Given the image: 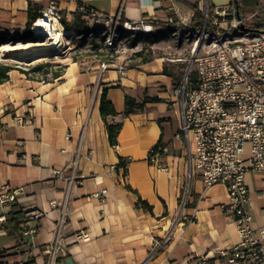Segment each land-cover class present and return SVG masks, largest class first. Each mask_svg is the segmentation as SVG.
I'll return each mask as SVG.
<instances>
[{
    "label": "crops",
    "instance_id": "0c3cea01",
    "mask_svg": "<svg viewBox=\"0 0 264 264\" xmlns=\"http://www.w3.org/2000/svg\"><path fill=\"white\" fill-rule=\"evenodd\" d=\"M51 3L66 24L72 23L80 3L104 16L156 22V29L171 19L186 30L195 13L228 7L233 0H0V36L17 37L29 12L40 14ZM261 7V0H240L239 15H254ZM60 55L65 68L56 79L12 70L0 84V188H22L15 202L0 205V264L26 263L24 240L9 234L5 225L29 209L42 213L34 242L36 264H44L46 256L39 252L54 239L62 205L66 248L54 264H191L200 256L233 249L236 224L221 210L228 202L225 187L206 186L190 171L183 142L173 137L179 111L177 75L166 68L172 64L162 57L142 61L133 56L128 64L115 59L113 64L125 67L123 74L111 65L99 78L98 60ZM103 89L117 113L113 121L121 122L115 148L99 114ZM125 96L144 102L143 110L123 117ZM161 137L166 151L160 163L166 170L147 160ZM76 156L81 185L67 191L66 181L52 170H67ZM119 158L124 168L118 167ZM244 182L247 211L258 235L264 229V177L247 172ZM138 197L151 212L136 206ZM80 232L89 240H76ZM260 243L264 247V238Z\"/></svg>",
    "mask_w": 264,
    "mask_h": 264
},
{
    "label": "built area",
    "instance_id": "2783aa9c",
    "mask_svg": "<svg viewBox=\"0 0 264 264\" xmlns=\"http://www.w3.org/2000/svg\"><path fill=\"white\" fill-rule=\"evenodd\" d=\"M261 1L264 13V0ZM76 12L82 15L91 30L105 36L106 51L114 49L119 36L149 34L156 25L146 19L122 20L119 14L104 16L80 3ZM254 16H240L230 6L214 9L209 15L205 8L201 10V26L186 30V39L190 33L196 34L195 46L200 43L207 50L194 58V81L190 82L187 74L174 88L179 123L173 137L183 142L190 171H195L206 186L221 184L225 187L228 202L221 205V210L234 220L237 235L233 249L222 250L214 257L200 256L191 264H264V247L260 243L264 229L256 235L251 226L246 207L248 189L244 182L247 172L264 177V31L253 30ZM54 19L60 22L61 17L51 3L40 11V16L30 27L31 33L38 20L52 24ZM167 23L174 22L170 19ZM111 65L120 74L125 71L123 65L100 61L98 77ZM18 123L22 124V121ZM165 151L166 147H163L162 152ZM147 160L159 170L167 169L160 163V156L153 154V149ZM52 175L66 181L67 191L81 185L77 176V156L67 170H52ZM21 190L0 188V205L15 202ZM103 193L94 196L100 197ZM52 207L56 208L55 204ZM41 217V212L29 209L19 223L25 264H36L38 246L34 240ZM0 221H4V217H0ZM64 222L62 205L54 227V239L39 252L46 256L44 264H54L60 255H65L66 245L61 238ZM75 239L86 242L89 236L80 232Z\"/></svg>",
    "mask_w": 264,
    "mask_h": 264
},
{
    "label": "rangeland",
    "instance_id": "374dc122",
    "mask_svg": "<svg viewBox=\"0 0 264 264\" xmlns=\"http://www.w3.org/2000/svg\"><path fill=\"white\" fill-rule=\"evenodd\" d=\"M188 26L189 25H187V27ZM175 27V22L172 24L164 22L160 29L154 28L153 31L147 35L127 34L119 36L115 41L114 50L112 52L113 60L116 59V61H120L122 64H128L129 60L134 58L133 56H137V53L140 54L139 57L142 59L150 57L165 58L167 59V61H165L167 64H172V66L168 65L166 68L175 71L177 75L175 84L177 85L184 78L187 70L188 74L194 71V58L203 54L207 48L200 43L195 46V41L197 39L196 34L190 33L186 39L185 34L189 27L187 29L185 28L186 30H181V28L184 27L177 26L179 29L177 31H175ZM97 33L99 32L93 31V34L87 33L83 37L78 36L74 32L70 35H64L62 45L55 50V54H48L40 58L33 65L42 62L59 63L63 65L65 61L61 58L62 56L60 54L65 52L71 58L84 57L85 61L98 60L99 64L106 56L107 58L111 57V52L107 53L108 51L104 49L103 40L101 38L104 35ZM32 35L36 37L37 40L42 41L35 43H43L46 41L44 36L35 35L34 33H32ZM134 39L135 41L133 43L132 40ZM7 57L9 58H0V62L27 66L12 60L10 56Z\"/></svg>",
    "mask_w": 264,
    "mask_h": 264
},
{
    "label": "trees",
    "instance_id": "16d2710c",
    "mask_svg": "<svg viewBox=\"0 0 264 264\" xmlns=\"http://www.w3.org/2000/svg\"><path fill=\"white\" fill-rule=\"evenodd\" d=\"M239 5H240V0H233V3L230 5V7L239 14L240 13ZM212 13H213V10L208 8V14L211 15ZM39 16H40L39 13L29 12L27 25L25 29L21 32V34L13 38H6L4 36H0V45L5 43L6 41L21 42V43L42 42L41 40H37V38L34 37L30 31V27L32 23H34ZM253 22H254L253 24L254 31H258V32L264 31V26H263L264 13L262 11V7L259 8L258 12L255 14ZM61 23L65 30L73 31L75 34H77L80 37L85 36L87 33L93 34V31H94L89 28V26L86 24V22L82 18V15L77 12H75V14L73 15V20L71 24H66L63 20H61ZM201 24H202V17L199 15V12H197L195 13V16L192 20L190 29L196 30L201 26ZM101 38L103 40L104 36ZM132 41L134 43L135 39ZM113 50L114 49H110L107 52V53L111 52V55H110L111 57L107 58L106 56V58L102 59V61L112 62L113 61V56H112ZM136 55L140 56L139 53H137ZM72 59L75 61L76 57H73ZM145 60L146 58L142 59V61H145ZM64 68H65V65H62L59 63L54 64L50 62H42V63L35 64L33 66H22V65H17V64H8L5 62H0V84L8 80V77H9L8 73L12 70H17L20 73H23L26 76H29L31 78L49 80V79H56L60 77ZM48 75H49V78L47 77ZM194 78H195V72L192 71L188 74V79L190 82H193ZM124 105L125 106H124V110L122 113L123 117H127L131 114L142 111L144 108V102L137 103L133 98L129 96H125ZM99 114L105 126L109 144L111 146L116 145L117 136L121 129V122L113 121V118L117 116V113L113 107V104L106 98V89H103L101 92V97H100V102H99ZM163 147H165V143L163 142L162 137H161L159 141L152 148L153 154L157 153L160 157L164 155L165 152H162ZM118 167H122V168L125 167V162L122 158H119ZM126 187L127 189L131 190L129 186H126ZM136 206L148 212H151L152 210L151 206L146 201L141 200L140 197H138L137 199ZM21 218L13 217L11 220H9L6 223L5 228L9 234H14V235L19 236V223L21 221L20 220Z\"/></svg>",
    "mask_w": 264,
    "mask_h": 264
},
{
    "label": "bare ground",
    "instance_id": "6f19581e",
    "mask_svg": "<svg viewBox=\"0 0 264 264\" xmlns=\"http://www.w3.org/2000/svg\"><path fill=\"white\" fill-rule=\"evenodd\" d=\"M33 30L35 35L44 36L46 41L43 43L5 42L0 45V58L10 56L17 60H28L55 54V50L62 45L63 36L72 34L71 31L65 30L56 19L52 24L38 20Z\"/></svg>",
    "mask_w": 264,
    "mask_h": 264
},
{
    "label": "water",
    "instance_id": "95a60500",
    "mask_svg": "<svg viewBox=\"0 0 264 264\" xmlns=\"http://www.w3.org/2000/svg\"><path fill=\"white\" fill-rule=\"evenodd\" d=\"M6 42H10V41H6ZM13 43H16V42H13ZM7 58H9V57H4L3 59H7ZM36 59L37 58H32V59H28V60H17V59L12 58V60L17 61L18 63L24 64V65H29ZM187 74H188V70H187V73L185 74L184 77H186Z\"/></svg>",
    "mask_w": 264,
    "mask_h": 264
}]
</instances>
